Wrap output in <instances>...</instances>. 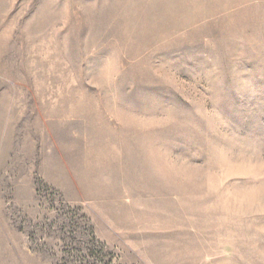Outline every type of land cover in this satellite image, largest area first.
<instances>
[{
  "label": "rangeland",
  "instance_id": "rangeland-1",
  "mask_svg": "<svg viewBox=\"0 0 264 264\" xmlns=\"http://www.w3.org/2000/svg\"><path fill=\"white\" fill-rule=\"evenodd\" d=\"M77 254L264 264V0H0V264Z\"/></svg>",
  "mask_w": 264,
  "mask_h": 264
},
{
  "label": "trees",
  "instance_id": "trees-1",
  "mask_svg": "<svg viewBox=\"0 0 264 264\" xmlns=\"http://www.w3.org/2000/svg\"><path fill=\"white\" fill-rule=\"evenodd\" d=\"M68 258L70 259V261L76 262L77 264H83V262H84V264H86L85 258L81 255H78V254L77 255H70ZM90 258L95 259V256L91 253ZM64 264H67V262H65ZM68 264H70V263H68ZM107 264H110V263H107Z\"/></svg>",
  "mask_w": 264,
  "mask_h": 264
}]
</instances>
